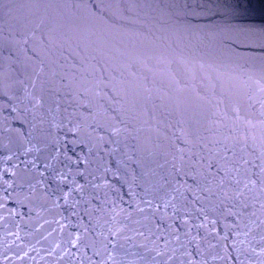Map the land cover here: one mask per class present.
I'll return each mask as SVG.
<instances>
[{"label": "water", "instance_id": "water-1", "mask_svg": "<svg viewBox=\"0 0 264 264\" xmlns=\"http://www.w3.org/2000/svg\"><path fill=\"white\" fill-rule=\"evenodd\" d=\"M0 264H264V0H0Z\"/></svg>", "mask_w": 264, "mask_h": 264}]
</instances>
